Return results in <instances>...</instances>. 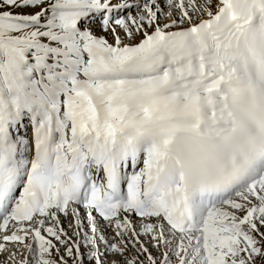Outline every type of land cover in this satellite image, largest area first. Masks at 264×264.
Segmentation results:
<instances>
[{"label": "snow or ice", "instance_id": "1", "mask_svg": "<svg viewBox=\"0 0 264 264\" xmlns=\"http://www.w3.org/2000/svg\"><path fill=\"white\" fill-rule=\"evenodd\" d=\"M0 257L264 264V0H0Z\"/></svg>", "mask_w": 264, "mask_h": 264}, {"label": "bare ground", "instance_id": "2", "mask_svg": "<svg viewBox=\"0 0 264 264\" xmlns=\"http://www.w3.org/2000/svg\"><path fill=\"white\" fill-rule=\"evenodd\" d=\"M81 211V213L83 214V211L82 210H80ZM62 219V223H63V225H64V227L65 228H67L68 227V222L70 221V222H72V217L71 216H69L67 219H65V218H61ZM97 219L100 221V224H101V226H103V224H104V222L99 218V217H97ZM85 222V221H84ZM86 223H87V220H86V222H85V227H87V225H86ZM73 230H71V229H69V232H72ZM110 231V230H109ZM72 233H70V235H71ZM0 259H3V257H0Z\"/></svg>", "mask_w": 264, "mask_h": 264}, {"label": "rangeland", "instance_id": "3", "mask_svg": "<svg viewBox=\"0 0 264 264\" xmlns=\"http://www.w3.org/2000/svg\"><path fill=\"white\" fill-rule=\"evenodd\" d=\"M85 222H86V220H85ZM68 223H70V221L68 222ZM86 225H87V223H86ZM70 233H72V232H69V235H70ZM72 235V234H71ZM73 239H78L77 237H75V236H73ZM82 251H85V249H81ZM63 251H64V249L62 248L61 249V253H63ZM158 255V254H157ZM69 264H72V261H71V259H69ZM85 264H87V261L85 262Z\"/></svg>", "mask_w": 264, "mask_h": 264}]
</instances>
